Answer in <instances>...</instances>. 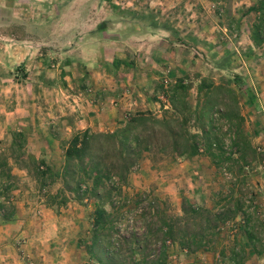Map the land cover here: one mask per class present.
<instances>
[{
	"label": "rangeland",
	"instance_id": "rangeland-1",
	"mask_svg": "<svg viewBox=\"0 0 264 264\" xmlns=\"http://www.w3.org/2000/svg\"><path fill=\"white\" fill-rule=\"evenodd\" d=\"M196 1L199 0H185V4L176 5L165 0V8L180 16V25L184 27L181 36L185 42L184 52H189L194 60L193 64L184 62L179 65L175 64V58H171L168 61L169 72L157 74L155 78L165 87L177 79H184L189 86L184 99L192 109L191 113H186L191 133H197L195 127L202 125L196 112L203 103L215 105L211 116L214 128H206L207 140L215 145L210 153L202 148L197 156L182 159L156 149L143 152L128 176V186L122 188L129 198L127 204L121 206V213L125 214L122 221L140 218L146 204H134L136 193L156 198L170 215H180L184 197L201 207L221 209L227 205V189L239 173L238 165L248 162L249 167L242 169L246 184L237 185L234 189L241 188L244 208L250 225H253L255 253L251 252L253 244H248L241 217L237 216L235 220L226 221L212 236L207 250L187 253L178 244L170 245L167 264H264V5H259L261 0H246L245 4L243 0H235L236 3L227 0V16L223 17L220 12V17L215 11L222 6L213 2L211 7L212 1L204 0L195 8ZM149 2L138 0L136 7L142 10L144 5L148 7ZM132 3L133 0H0V120L9 122L7 128L5 124L0 126V156L7 157L14 176L10 180L9 204L4 205H12L14 210L9 208L6 214L14 213L19 220L27 221L33 234L39 235L44 231L41 221H46L48 228L41 234L50 238L48 243L36 242L37 250L49 251L45 254L38 252L41 257L35 259L28 256L22 259L20 253H24V248L19 246L16 252L20 258L16 257L13 264H45L42 260L46 262L56 255L51 249L55 247L58 251L57 248L65 244L61 239H69V236L72 238L66 240L64 255L70 258V264H84L87 259L84 249L74 246V239L77 241L79 235L87 236L84 231L92 221L95 200L88 191L77 192L73 185L64 184L61 178L64 166L63 154L61 156L59 151H63L61 146L56 148L57 155L50 162L34 159L44 161V165L39 167L29 158L32 156L33 134L17 129L23 128L33 110L44 119L32 124L39 123L45 130L52 120L50 116H55L63 108L70 109L67 101L71 95L88 86L97 87V83L110 87V78L121 84L118 81L120 76L115 72L118 67L116 69L114 63L106 60H111L116 53H122L125 60L134 59L135 50L139 58L145 53L150 56L155 45L153 42L143 35L138 40H130L127 36L129 12L134 8ZM151 7H156L155 2ZM254 25L260 27L262 33L258 43L252 36ZM94 49H104L107 65L99 67L93 64V53L97 52ZM178 51L181 55L182 50ZM122 69L127 70L125 67ZM202 78L233 90L236 98L225 90L199 94ZM119 89L123 91L122 87ZM139 95L138 99L145 101V95L140 91ZM151 102H156L149 106L151 110L141 106L137 112L160 117V105L163 104L165 109L169 107L162 94L152 98ZM238 115L241 121L236 119ZM50 125L60 128L61 123ZM236 128L243 135L239 140L234 137ZM15 133L22 135L18 139L21 150L12 146L13 141H17L13 136ZM56 134L60 138L65 137L60 132ZM70 138L63 142V147ZM244 141L256 151L257 156L250 153ZM235 159L238 162H234ZM182 160L187 162L179 173H184L183 180L162 184L156 180L159 165L173 168ZM46 169L53 170L54 183H49L50 173ZM2 182L0 179V184ZM88 183H84L82 189ZM165 185H172L170 197L159 191ZM75 192L79 195L76 196ZM1 201L5 202L3 196H0ZM0 263L6 264V261Z\"/></svg>",
	"mask_w": 264,
	"mask_h": 264
},
{
	"label": "trees",
	"instance_id": "trees-1",
	"mask_svg": "<svg viewBox=\"0 0 264 264\" xmlns=\"http://www.w3.org/2000/svg\"><path fill=\"white\" fill-rule=\"evenodd\" d=\"M259 5L262 7L264 0ZM131 14L129 12L130 17ZM252 36L256 43L261 39V29L257 25H254ZM189 89L184 79H177L167 87L162 81H155L152 98L162 94L169 105L166 109L163 104L160 105V117L148 112H137L128 117L123 127L113 132L94 133L84 130L74 133L64 147L62 144L64 166L61 178L63 177L64 184L73 185L77 192L88 191L96 202L92 221L84 231L87 236L79 235L76 241V246L84 249L87 256L84 264H167L170 245L178 244L187 253L207 250L212 236L226 221L235 220L237 216L241 217L242 230L247 235L248 244H253L251 252L255 253L253 225H250L239 188L246 184L247 178L242 169L249 167L248 162L238 165L239 173L227 189V205L220 207L221 209L201 207L184 197L180 215H170L165 205L156 198L146 193H136L134 204H146L141 209L140 218L137 221H122L125 214L121 213V206L129 201L122 188L128 186V176L143 152L156 149L170 152L182 159L197 156L202 148L210 153L215 145L207 140L206 130L214 128L211 116L215 105L204 102L196 112L202 124L195 127L198 129L197 133H191L187 127L186 113H191L192 109L184 97ZM219 90H225L236 98L233 90L216 86L210 79L202 78L199 82V94L208 95ZM236 119L242 120L239 115ZM234 134L237 140L243 138L239 128H236ZM13 136L17 141H13L12 146L21 150L18 139L22 135L15 133ZM244 143L250 153L257 156L249 143ZM29 158L39 167L44 165V161H36L32 156ZM234 162H238V159ZM46 171L50 173L49 183H54L53 170ZM12 178L14 176L10 172L7 157L0 156V179L3 180L0 184V196L5 199V202L0 203V219L3 221H9L15 215L6 214L9 208L14 210L12 205H4L9 204L8 193ZM86 182H89L88 185L82 189ZM237 185L239 189L235 191L234 187ZM77 192L76 196L79 195ZM236 192L238 197H235ZM61 199L65 201L64 197Z\"/></svg>",
	"mask_w": 264,
	"mask_h": 264
},
{
	"label": "crops",
	"instance_id": "crops-1",
	"mask_svg": "<svg viewBox=\"0 0 264 264\" xmlns=\"http://www.w3.org/2000/svg\"><path fill=\"white\" fill-rule=\"evenodd\" d=\"M149 1L148 7L145 6V1L144 9L139 10V8L136 7L138 0H133L132 4L134 5V8H132L131 20L129 21L130 25L126 32L130 40H138L143 35L146 40L148 39L150 42H153L155 45L150 50V56L145 53L146 55L139 58L137 51L135 50L134 59L125 60V58L123 59L122 53H116L111 60L106 59L108 62L114 63L116 69L118 67L115 72L120 76L118 81L121 84L113 81L114 78L113 80L110 78V87H105L103 83H97V87L89 88L88 86L85 87L84 90L77 92V94L71 95V99H68L67 101L70 109L66 110L63 108L62 110H59V113H56L55 116H50L52 120L49 121V125L45 127V130L43 129L44 127H40L39 123V125L32 124L34 121L44 119L39 117V114L34 113L32 110L31 113H29L31 118H26L23 128L17 130L26 133L31 132L33 134V138L31 139L33 158L44 159L48 162L52 161L53 157L57 155L56 148L62 146L63 142L67 141L74 132H81L84 130H90L91 132H113L117 128L123 127L127 122L128 117L141 110V106L148 107V109L151 110L149 106H154L156 104V102H151V97L154 96L153 83L157 81L155 76L157 74L160 75V73L165 74L169 72L170 66L168 61L171 58H175V64L180 63L183 65L184 62L186 65L188 63L193 64L194 59L192 55L189 56V52H184L185 42L183 41V37H181L183 35L182 31L184 27L183 25H180L179 14L167 10V8H165V0ZM171 1L176 5L185 4V0ZM210 1H212L210 3L212 4L211 7L214 6L213 2L218 6H222L216 9L215 12L217 13V16H227V0ZM239 1L241 2L242 0ZM154 2L156 7L152 8L151 4ZM198 2H204V0H199ZM198 2L196 1L195 8H198ZM232 2L236 3L235 0H232ZM243 2L245 4L247 1L243 0L242 3ZM220 12L222 13V16ZM198 14L199 12L196 11L195 15L198 16ZM183 19L184 18H182V20ZM148 45L151 44L148 42ZM135 46H138V44ZM178 49L180 51L182 50L181 55L179 54ZM94 50L97 52L93 53L95 56L93 64L99 67L107 65L103 56L104 49L101 51H98L97 49ZM122 67L127 68V70H123L124 68L122 69ZM109 77L110 75L107 78ZM101 79L104 80L103 77H101ZM105 81L107 82V80ZM130 84H132V86ZM121 87L123 88V91L122 89H119ZM139 91L141 94L145 95V101L138 99L140 96ZM5 115L9 114L6 113ZM59 123H61L60 128L50 125H56ZM6 124H9L6 119L3 121L0 120V126L4 125V127L7 128ZM34 131H37V133ZM57 132L65 135V137L60 138L57 136ZM59 151L62 156V150ZM182 161L175 163L173 168L166 165H159L155 175L156 180L161 181L160 184L165 181L167 183H173L183 180L184 173L181 175L179 173H181V169H184V166L187 165V162ZM174 186L175 184L173 187ZM171 188L172 185H165L160 187L159 191L163 193V196L170 197L172 195ZM26 224L27 221L19 220L16 216L9 221H3L0 219V262L6 261V264H13L16 257L19 259L20 257L17 256L16 252L19 246L24 248V253L22 251L20 253L22 259L27 256L29 259H35L41 257V254L48 253L49 249L37 250L38 247L35 248L36 242H49L50 238H45L41 234V232L44 233L45 229L48 228V223L46 221H41L44 231H41L39 235L30 232L31 226L29 223ZM71 238L72 236H69V239ZM69 239H61V243L65 244L58 247V251L55 250V247L54 249H51L56 255L53 256V259H49L46 262L42 260V263L53 264L52 261L56 260L55 264H70V258L68 259L65 256L67 246L66 240L69 241ZM75 243L76 241L74 239V246L76 245ZM38 252L41 254L39 255Z\"/></svg>",
	"mask_w": 264,
	"mask_h": 264
}]
</instances>
